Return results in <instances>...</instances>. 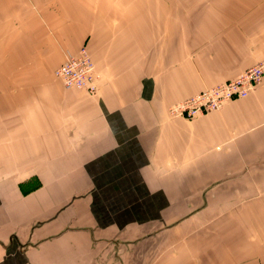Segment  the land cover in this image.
<instances>
[{
  "label": "crops",
  "instance_id": "obj_1",
  "mask_svg": "<svg viewBox=\"0 0 264 264\" xmlns=\"http://www.w3.org/2000/svg\"><path fill=\"white\" fill-rule=\"evenodd\" d=\"M263 57L264 0H0V264H264V78L167 112Z\"/></svg>",
  "mask_w": 264,
  "mask_h": 264
},
{
  "label": "built area",
  "instance_id": "obj_2",
  "mask_svg": "<svg viewBox=\"0 0 264 264\" xmlns=\"http://www.w3.org/2000/svg\"><path fill=\"white\" fill-rule=\"evenodd\" d=\"M54 77L62 87L82 89L89 95L97 92L99 73L84 45L64 56L54 69ZM264 78V57L231 80L217 83L167 107L171 117L192 118L219 110L225 103L245 97Z\"/></svg>",
  "mask_w": 264,
  "mask_h": 264
},
{
  "label": "rangeland",
  "instance_id": "obj_3",
  "mask_svg": "<svg viewBox=\"0 0 264 264\" xmlns=\"http://www.w3.org/2000/svg\"><path fill=\"white\" fill-rule=\"evenodd\" d=\"M48 56H49V54L48 55H45V56H43V64L40 66V68L42 67V66H46L47 65V62L48 61H51L49 58H48ZM50 58H52L51 56H50ZM37 71V67L35 68V71L33 72V73H35ZM44 72V78H45V83H48L49 82V80L47 79V74H45V73H47V71H43ZM34 78L33 79H29L28 81H27V83H29V82H34V83H41V81L38 79L39 78V76H33ZM45 85V84H44ZM0 149L2 150L3 149V145H0ZM0 153L2 154V152L0 151ZM18 179V178H17Z\"/></svg>",
  "mask_w": 264,
  "mask_h": 264
}]
</instances>
